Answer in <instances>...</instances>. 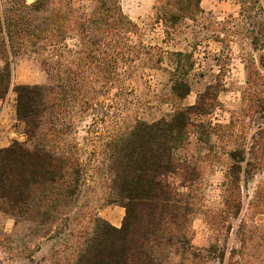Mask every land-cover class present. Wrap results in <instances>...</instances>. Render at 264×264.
Returning <instances> with one entry per match:
<instances>
[{
  "label": "trees",
  "instance_id": "16d2710c",
  "mask_svg": "<svg viewBox=\"0 0 264 264\" xmlns=\"http://www.w3.org/2000/svg\"><path fill=\"white\" fill-rule=\"evenodd\" d=\"M201 3L156 0L152 22L179 28L198 18L203 12ZM57 4V0H0V100L13 86L12 60L23 52L46 54L54 74L46 86L14 87L16 114L26 125L27 135H35L44 114L67 115L71 105L80 102L96 111L98 103L92 104L87 95L95 96L113 83L119 96L126 97L132 92L128 84L148 83L154 71L167 76L172 99H185L191 93L187 76L194 69L193 53L135 42L139 26L124 13L121 0H89L88 6L77 9ZM240 4L248 25L259 28L251 44L263 51L264 0H240ZM259 62L264 69V54ZM247 84L249 89L259 85L252 77ZM260 102L256 100L254 107L264 112ZM207 113L205 106L196 103L155 120L119 119L106 146L111 151V201L125 210L120 228L99 217L84 216L86 225L76 235L79 240H73L71 207L81 195L87 171L79 153L65 151L62 141L39 143L32 150L16 141L0 149V200L8 203L7 213L31 222L43 238L49 235L48 226L61 223L69 231L68 264H134V257L139 264H159L156 249L187 237L192 205L179 187L190 189L199 177L197 164L186 165L181 150L191 135L211 145L203 122L194 120ZM251 139L249 154L258 161L264 151V127L258 126ZM245 152L236 148L229 153L224 205L228 217H237L242 209ZM173 177H180L182 184L173 183Z\"/></svg>",
  "mask_w": 264,
  "mask_h": 264
},
{
  "label": "rangeland",
  "instance_id": "374dc122",
  "mask_svg": "<svg viewBox=\"0 0 264 264\" xmlns=\"http://www.w3.org/2000/svg\"><path fill=\"white\" fill-rule=\"evenodd\" d=\"M57 1V5L67 9L89 4V0ZM155 3L156 0H121L124 13L139 26L133 37L135 42L193 53L194 69L187 76L191 93L185 99L169 97L167 76L154 71L148 83L128 84L132 92L126 97L119 96L113 83L95 96L87 95L92 104L98 103L96 111L80 102L71 105L67 115L58 117L54 112L51 115L52 111L44 114L35 135H27L26 125L16 114L14 87L46 86L54 74L46 54L23 52L12 60L13 86L0 100V149L16 141L29 150L39 143L62 141L61 148L79 153L87 176L80 197L71 207L70 225L77 232L73 240L78 241L76 235L81 234L87 222L84 216L99 217L121 227L125 210L111 201V151L106 146L119 119L137 116L150 121L200 103L209 113L194 120L203 122L211 145L191 135L181 150L186 165L197 164L199 177L190 189L179 187L192 205L187 239L156 249L157 262L264 264V151L258 161L249 154L257 127H264V112L254 107L256 100L264 105V69L259 62L264 50H255L251 44V36L259 28L248 25L241 14L240 0H202L203 12L198 18L187 20L176 29L153 24ZM249 77L259 84L256 89H249ZM49 106L53 108L54 102L50 101ZM236 148L245 149L246 162L242 164L240 182L242 209L233 218L224 214L225 177L231 166L229 153ZM171 180L177 186L183 181L180 177ZM8 207L6 201L0 200V264H68L69 231L61 223L48 226L49 235L43 238L31 222L7 213ZM133 261L140 262L138 257Z\"/></svg>",
  "mask_w": 264,
  "mask_h": 264
}]
</instances>
